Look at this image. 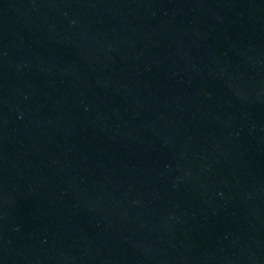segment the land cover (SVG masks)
<instances>
[{"label":"water","instance_id":"obj_1","mask_svg":"<svg viewBox=\"0 0 264 264\" xmlns=\"http://www.w3.org/2000/svg\"><path fill=\"white\" fill-rule=\"evenodd\" d=\"M238 0H0V264H72Z\"/></svg>","mask_w":264,"mask_h":264}]
</instances>
